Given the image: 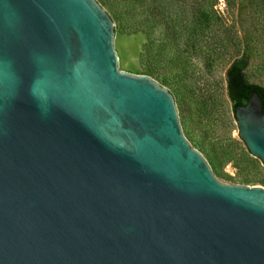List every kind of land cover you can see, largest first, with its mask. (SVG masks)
Instances as JSON below:
<instances>
[{
    "label": "water",
    "instance_id": "95a60500",
    "mask_svg": "<svg viewBox=\"0 0 264 264\" xmlns=\"http://www.w3.org/2000/svg\"><path fill=\"white\" fill-rule=\"evenodd\" d=\"M113 38L94 0H0V264H264V189L218 182ZM233 118L264 167L255 93Z\"/></svg>",
    "mask_w": 264,
    "mask_h": 264
},
{
    "label": "rangeland",
    "instance_id": "374dc122",
    "mask_svg": "<svg viewBox=\"0 0 264 264\" xmlns=\"http://www.w3.org/2000/svg\"><path fill=\"white\" fill-rule=\"evenodd\" d=\"M94 1L113 23L117 70L171 95L181 135L215 179L264 189L263 165L237 137L224 78L246 57L245 79L264 86V0H225L222 12L213 0Z\"/></svg>",
    "mask_w": 264,
    "mask_h": 264
},
{
    "label": "trees",
    "instance_id": "16d2710c",
    "mask_svg": "<svg viewBox=\"0 0 264 264\" xmlns=\"http://www.w3.org/2000/svg\"><path fill=\"white\" fill-rule=\"evenodd\" d=\"M201 18L205 20L207 18V14L205 16H201ZM246 67V57H239L233 59L224 71L226 96L230 102L232 116L234 108L244 106L252 93L257 95L261 104L262 114L264 115V86L249 83L245 79L244 70ZM146 73L150 77L153 76V71L151 70H147Z\"/></svg>",
    "mask_w": 264,
    "mask_h": 264
},
{
    "label": "built area",
    "instance_id": "2783aa9c",
    "mask_svg": "<svg viewBox=\"0 0 264 264\" xmlns=\"http://www.w3.org/2000/svg\"><path fill=\"white\" fill-rule=\"evenodd\" d=\"M226 8L225 0H214L213 9L215 12H222Z\"/></svg>",
    "mask_w": 264,
    "mask_h": 264
}]
</instances>
